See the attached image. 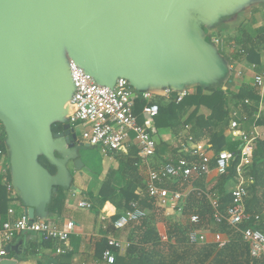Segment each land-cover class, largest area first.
<instances>
[{"label":"water","instance_id":"95a60500","mask_svg":"<svg viewBox=\"0 0 264 264\" xmlns=\"http://www.w3.org/2000/svg\"><path fill=\"white\" fill-rule=\"evenodd\" d=\"M264 0H0V122L6 135L10 183L31 220L48 219L57 187H68L67 164L79 170L66 102L72 60L95 82L112 88L124 78L136 90L173 91L225 82L227 60L207 40L230 10ZM61 124L60 131L52 130ZM55 167L51 174L39 162ZM19 244L6 252L19 254ZM0 264H16L3 258Z\"/></svg>","mask_w":264,"mask_h":264},{"label":"trees","instance_id":"16d2710c","mask_svg":"<svg viewBox=\"0 0 264 264\" xmlns=\"http://www.w3.org/2000/svg\"><path fill=\"white\" fill-rule=\"evenodd\" d=\"M224 28L223 24L215 26L209 40L216 44L218 51L232 69L225 82L195 86L180 102H176L172 97L156 96L152 102L158 105V115L148 120L141 113L146 101L138 98L135 101L134 113L138 122L144 125L153 137L158 135L161 129H170L174 134L188 129L186 136L191 137V141H199L206 137L208 140L207 149H212L215 154L221 150H228L232 153L233 159L228 167V172L220 175L218 182L212 187V190L218 193L222 211L231 200L225 183L228 180L236 179V166L239 164L240 147L243 144V141L229 138L227 135V128L233 113L237 112L236 116L240 119L241 128L245 132L249 133L254 126L262 129V136L252 144V153L247 162L241 166L243 177L246 180L247 194L244 204L248 220L240 224L239 228L244 229L251 226L264 230L262 215L264 211V114L261 113V110L259 111L261 96L253 88L254 85L252 87L244 81L245 70L239 71L238 80L236 77V79L234 78L237 62L253 65L258 72L263 70L262 74H264L261 62L264 53V27L256 28L255 35L240 27L231 40L220 37ZM226 47L229 49L227 50ZM245 100L248 102L246 103ZM244 116L245 119H243ZM61 128V124L52 125L54 132L60 131ZM5 138L6 135L3 126H1L0 157L4 154L7 158ZM159 139L160 142L156 141L158 153H164L169 148V142H163L161 137ZM133 147L130 148V154L134 155L137 151ZM180 156L188 159L196 158L183 148ZM135 159L123 160L119 158L117 168L119 181H113V174L108 171L97 192L88 193L92 198L98 199L100 204L110 202L115 207L116 212L110 217L111 222L117 220L124 211L131 209V202H137L138 206L147 212L139 220L138 227L144 228L142 238L130 243L123 255H119L117 248L109 247L106 240H102L101 252L106 248H110L114 252L115 260L112 264H254L249 255L248 245L241 239L235 228L229 226L225 221L220 223L214 221L213 209L206 195L207 191L204 189V175L190 176L185 179H170L165 183L168 189L183 193L185 200L180 213L182 219L180 222L170 225L171 227L166 233L167 239L162 240L156 226L159 221L158 214L162 209H158L154 200L147 195L141 197L135 193V185L144 187L141 177H135L138 174L134 166ZM38 162L51 174L55 173V167L45 157L39 156ZM6 177L7 174H3L0 169V228L9 219L8 210L11 202L18 201V209L22 207L18 196L8 190L6 183H9L10 180L9 176ZM131 177H133L132 185L127 182ZM65 199V189L57 187L47 205L48 211L61 213L65 207ZM192 214L199 216L198 223L190 221L189 218ZM256 215L259 216V220L255 219ZM210 224L214 225L210 228L212 231L225 234L228 240L225 245L218 249L216 244L197 245L190 242V232L210 227ZM52 241L51 238L42 236L41 244L49 246ZM8 254H12V252H8ZM37 264L46 263L40 260Z\"/></svg>","mask_w":264,"mask_h":264},{"label":"built area","instance_id":"2783aa9c","mask_svg":"<svg viewBox=\"0 0 264 264\" xmlns=\"http://www.w3.org/2000/svg\"><path fill=\"white\" fill-rule=\"evenodd\" d=\"M69 70L74 83V91L69 100L70 110L67 114V122L71 130L75 132V127L81 126L80 141L91 147H99L104 153L127 152L130 146H135L139 160L147 166V177L144 182L145 193L154 200L156 207L181 213L185 195L165 186V183L170 179L206 176L210 172L211 160L219 175L228 172V167L233 159L230 151L221 150L210 157L206 150L207 146L205 149L198 144L192 145L189 149L185 148L191 156H196L195 159L179 156L176 159H167L155 166L148 164V161L156 154L157 142L146 127L138 122L134 113L135 101L138 98L146 101L141 113L148 120L158 115V105L152 102L156 96L172 97L176 102H180L190 93L191 89L173 91L166 88L159 92L139 91L134 89L126 79L120 77L110 88L97 84L90 74L85 73L72 60L69 62ZM253 85L263 94L264 74L255 73ZM245 102L247 103L248 100ZM236 115L237 112H234L227 132L232 139L241 140L243 144L240 147L239 164L236 166V184L230 191L231 200L222 211L218 194L206 193V195L213 209L214 221L216 223L225 221L229 226L234 227L241 239L248 245L249 255L254 264H264V230L251 226L244 229L239 228L240 224L248 220L244 204V198L247 194L246 180L243 177L241 166L247 162L252 153V144L262 136V132L258 126H254L249 133L245 132ZM188 140L193 142L191 137H188ZM1 172L5 173V171ZM6 184L8 190L12 191L11 184L8 182ZM78 206L90 208L91 203L80 201ZM130 206L131 209L126 210L117 220L112 222L115 230H121L130 223H137L147 214L144 209L138 206L137 202H131ZM8 213L12 214L13 210L9 209ZM189 219L193 223L199 222L197 214H192ZM255 219L259 220V216L256 215ZM73 229V221H68L66 228L62 229L48 219L31 220L22 213L14 219L9 218L0 228V255L7 253L6 247L14 237L25 232L37 233L52 240L65 242ZM161 239L166 240V235H161ZM189 240L191 243L198 244L204 242L205 238L196 229L190 232ZM112 245L120 246L116 240L112 241ZM103 257L107 264H112L115 260L114 254L109 248L103 252Z\"/></svg>","mask_w":264,"mask_h":264},{"label":"crops","instance_id":"0c3cea01","mask_svg":"<svg viewBox=\"0 0 264 264\" xmlns=\"http://www.w3.org/2000/svg\"><path fill=\"white\" fill-rule=\"evenodd\" d=\"M261 4L262 3L254 2V4H251L248 8L239 9L235 11L230 10L229 12H227V14L222 16L218 22L214 23L211 27H208L207 25H201L204 34L207 35V40L213 43L211 40H209L211 36L210 34L214 30V27L220 24L225 25V28L221 32L220 37L229 38V40H231L233 36L237 34V30L240 27L245 28V30L250 34H253L256 28L262 27V26L264 27V5L262 6ZM259 6L261 9L256 8ZM243 13H245L244 16L241 15ZM213 44L216 46L215 43ZM263 44H264V41H263ZM226 49L228 50L229 47H226ZM261 62H262V66L264 67V53L262 54ZM236 65L239 66L237 67L239 68L238 71L245 70L244 81L252 85V87H253V83H252L253 75L255 73H263V70L258 72V70L253 65H247L244 62H237ZM159 91L161 90H154L153 92H159ZM260 103H261L260 105L264 107V96L262 97ZM68 111H67V114H68ZM74 133L77 134L76 132ZM180 133L181 131H179L176 134L178 135ZM158 135L154 136L156 138V141L160 142L159 137H161L162 138L161 140L163 142H169V148L165 150L164 153H159L162 156H159L158 154H155V155L161 157L163 161L167 159L178 158V156L180 155L174 157L172 156L173 152H171V154L170 152L166 153L169 150L175 151L172 149V147H170V145L172 144L173 136H175V134H173V132L170 129L166 128V129L159 130ZM227 135L229 138H231L228 132H227ZM207 141H208L207 138L203 137L199 141L189 142L188 136H187L186 142L185 143L182 142L180 145L176 144L175 148L178 145V151L181 152L182 148L183 150L185 148L189 149L192 145L198 144L206 149V146H208ZM81 143L83 142L81 141ZM83 145H87V144L83 143ZM131 147H133V145L128 148L127 152H118V153L102 152V153L108 156L109 161L113 160L114 156H118V155L120 156L119 158H122L123 160H127L128 158H136L134 162V166L138 174L135 177L140 176L142 184L145 187L144 182L147 177V174H146L147 166L141 163L137 153L134 155L130 154ZM134 148L135 146L133 147V149ZM82 149L83 148L78 150V154L80 158H81ZM135 150L137 151L136 148ZM206 150L210 157L214 156L215 153L212 149H206ZM120 154H123V155H120ZM151 160L152 158L148 161L149 165L155 166L156 164H159V163H153ZM68 164L72 167L73 171L71 174L68 169L69 174L71 176L70 185L68 187H62L65 189V196H66L64 210L61 213L49 212L46 206V210L48 212V220L52 223L57 224L60 228L62 229L66 228V223L68 221L74 222V229L70 233L68 240L65 242L53 240L49 246H44L41 244L42 235L37 234V233H32V232H25L23 234H20L14 237L9 244V245L19 244L20 248H22V251L19 252V254L12 252V254L6 253L5 255H0V259H3V258H9L13 260L15 259L16 264H37L38 261L40 260L46 264H53V263H58V262H61L63 264H107L103 257V252L108 248L104 249V251L101 252V248H102L101 242L103 239L106 240L109 247L117 248L119 251L118 254L123 255L126 252L127 248L129 247L130 243L138 240L139 238H142L144 228L138 227L139 222L130 223L121 230H115L113 228V225L110 219V217L116 212L115 207L110 202H104L100 204L98 202V199L96 200L88 194L91 191L95 193L98 190V189L93 190L92 180L94 178L95 179L98 178V180L94 181V184L98 182L100 186L101 181L104 180L108 171L110 170H108L107 172L106 170L102 172L100 171L101 175L103 176V177H100V175L97 176V173H98L97 171L93 173L90 168L85 167L86 165L85 161H83V166L79 170H77L73 166L72 161H70ZM68 164H67V168H68ZM0 169L1 171H5L4 174H7V177L9 176V180H11L9 155L7 158L4 156V154L0 157ZM219 177L220 175L218 174L217 170L214 167V163L211 160L210 172L205 176V179H204V186H205L204 189L207 191L206 193H217V191L212 190V187L218 182ZM88 178H91L92 180L88 181ZM115 180L119 181V175L114 176L113 181ZM128 182L130 183V185H132L133 177H131L130 180H128ZM232 182H233V185L230 186ZM235 184H236V181L234 179L228 180L225 183V188L230 192ZM83 185H85L86 188H84ZM134 187H135L134 190L136 194H138L141 197L146 195L145 188L143 186L135 185ZM12 192L16 196H18L13 188H12ZM55 192L56 190L53 192V195ZM80 193L82 195H79ZM13 196L14 195L12 194V197ZM80 201H86V202L91 203V207L90 208L79 207L78 202ZM18 207H19L18 201L11 202L9 209H12L13 213L12 214L8 213L9 218L18 217L19 215L23 213V205L19 209ZM167 211L169 210L168 209L163 210V214L166 217H164L165 219L163 221L161 220L157 221V224H156L157 230L159 231L160 235H166L167 230H169L171 227L170 225H173L174 223H178L182 219L180 216V213L174 211L177 214L179 213L178 214L179 216L175 218V220L174 219L171 220L170 218L173 212H168L167 214ZM262 215L264 217V211ZM211 227H214V225L210 224V227L197 229L198 233L204 235V238H205L204 242L198 243L197 245L216 243V245L218 244L217 248L219 249L223 245H225L226 241H228L227 237L225 236V234H220L218 232L212 231L210 229ZM113 240H116L117 242H119L120 246L116 247L112 245ZM218 240L221 243H219ZM110 250L112 251V249Z\"/></svg>","mask_w":264,"mask_h":264},{"label":"rangeland","instance_id":"374dc122","mask_svg":"<svg viewBox=\"0 0 264 264\" xmlns=\"http://www.w3.org/2000/svg\"><path fill=\"white\" fill-rule=\"evenodd\" d=\"M262 6H263V4H261ZM257 9H261L260 8V6L259 7H256ZM256 9V10H257ZM255 10V9H254ZM244 14L245 13H243V14H241L242 16H244ZM246 17V16H245ZM246 24H247V22H246ZM254 34V33H253ZM255 35V34H254ZM237 67H239L238 65H236ZM237 70H239V68H237L236 69V73H235V75H234V78L236 79V80H238L239 78L237 77L238 75H239V71H237ZM217 84H219V83H217ZM254 89L256 90V92L257 93H259L260 94V96H261V99H262V97L264 96V93L263 94H261L260 93V91L254 86ZM261 103L259 102V110H261V108H262V110H261V113H263L264 114V107H262V105H260ZM1 126H3L2 125V123L0 122V130H1ZM75 132L77 133V135L79 136V138H81V133H82V127L81 126H76L75 127ZM261 132H263L262 131V129L260 130ZM186 132H188V129H184L183 131H181V133L180 134H175V136H173V139H172V144L170 145V147H172V149L173 150H175V151H172V150H169V151H167L166 153H169L170 152V154H171V152H173L172 153V156H174V157H176V156H178V155H180V151H178V145H180L182 142L183 143H185L186 142V140H187V134H186ZM173 134H174V132H173ZM175 137H176V139H175ZM176 144H178L177 145V147L175 148V146H176ZM175 148V149H174ZM155 151H156V154H158L159 156H162V155H160L158 152V146L156 147V149H155ZM159 156H157V155H154L153 157H152V162L153 163H160L161 161H163V159L161 158V157H159ZM119 155L118 156H114V159L113 160H108V156L106 155V154H104V153H102V151H101V149L99 148V147H87V148H83L82 150H81V158H82V160L83 161H85L86 162V165H85V167H88V168H90L91 170H92V172L93 173H95V171H97L98 173H97V176H99L100 175V177H103L102 175H101V172L102 171H105L106 170V172L108 171V170H110L111 172H112V174H113V177L116 175V176H118V172H117V166H118V159H119ZM83 161H82V163H83ZM68 169H69V171H70V173L72 174V171H73V169H72V167L68 164ZM86 169V168H85ZM87 170V169H86ZM101 171V172H100ZM127 173H128V170L125 172V174L127 175ZM90 174V173H89ZM95 175V174H94ZM93 177V176H92ZM118 178V177H117ZM90 180H92L91 178H88V181H90ZM96 180H98V178H94L93 180H92V182H93V190H97L98 189V187H99V183L98 182H96L95 184H94V181H96ZM128 182V181H127ZM126 182V183H127ZM233 185V182L231 183V185L230 186H232ZM83 187L84 188H86V186L85 185H83ZM85 190V189H84ZM79 195H82L81 193L79 194ZM161 211V210H160ZM161 212H163V210L161 211ZM161 212H159V214H158V216H159V221L161 220V221H163L165 218L164 217H166L163 213H161ZM169 212H173L172 214H171V220L172 219H174L175 220V218H177L179 215V213L177 214L176 212H174V210H169ZM208 244H216V243H208ZM207 245V244H206ZM218 245V244H217Z\"/></svg>","mask_w":264,"mask_h":264},{"label":"bare ground","instance_id":"6f19581e","mask_svg":"<svg viewBox=\"0 0 264 264\" xmlns=\"http://www.w3.org/2000/svg\"><path fill=\"white\" fill-rule=\"evenodd\" d=\"M70 108L69 102H66L64 107H63V112H67Z\"/></svg>","mask_w":264,"mask_h":264},{"label":"flooded vegetation","instance_id":"af4514ba","mask_svg":"<svg viewBox=\"0 0 264 264\" xmlns=\"http://www.w3.org/2000/svg\"><path fill=\"white\" fill-rule=\"evenodd\" d=\"M76 139H77L79 142H81L77 134H76ZM69 188H70V187H69Z\"/></svg>","mask_w":264,"mask_h":264}]
</instances>
